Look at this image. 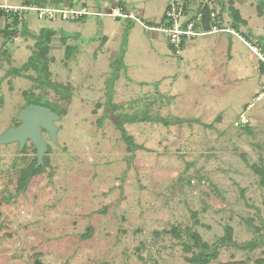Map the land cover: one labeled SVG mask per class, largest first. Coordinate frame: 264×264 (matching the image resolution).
Returning <instances> with one entry per match:
<instances>
[{
	"label": "rangeland",
	"instance_id": "1",
	"mask_svg": "<svg viewBox=\"0 0 264 264\" xmlns=\"http://www.w3.org/2000/svg\"><path fill=\"white\" fill-rule=\"evenodd\" d=\"M23 1L0 0L2 29L14 20L3 5ZM98 1L110 11L122 2ZM124 1L146 23L160 20L171 2ZM182 1L193 9L207 2L221 11L217 0ZM86 2L79 4L101 9ZM232 2L246 21L240 34L252 43L264 41V3ZM223 17L232 26L227 10ZM85 20L27 16L32 33L68 24L77 34L64 43L58 32L49 53L50 79L69 86L71 98L46 88L47 100L66 112L55 120L57 140L43 132L53 176L36 175L11 200L18 166L35 155L31 141L26 153L18 151V141L0 144V264H190L191 252L184 249V242L192 241L189 229L209 244L225 234L226 224L233 226L237 242L264 234V183L252 167L264 168V76L250 46L238 35L210 34L189 40L178 55L161 33H149L139 22L133 21L125 40L130 20ZM22 25H12L17 32L11 36L0 31V135L18 119L25 93L41 92L35 70L13 72L36 44ZM122 44L123 64L114 62ZM67 45L77 46L71 59ZM53 104L48 106L55 109ZM112 104L114 115L135 117L125 127L142 147L131 161ZM88 225L94 234L83 240ZM260 256L264 244L246 250L222 246L210 264L252 263Z\"/></svg>",
	"mask_w": 264,
	"mask_h": 264
},
{
	"label": "trees",
	"instance_id": "2",
	"mask_svg": "<svg viewBox=\"0 0 264 264\" xmlns=\"http://www.w3.org/2000/svg\"><path fill=\"white\" fill-rule=\"evenodd\" d=\"M261 3H264V0H259ZM24 3H30V4H36L38 6H61L64 3H71L74 5L79 4L80 0H24ZM217 3L221 4V11L216 12V8L213 7L211 8L210 5L207 2H202L200 4V11L203 12L204 14V26L205 28H209L211 25L219 23L220 26L225 25L224 17H223V12L228 11L229 14L232 17V26L239 30L241 25H245L246 21L242 19L241 12L238 8L234 7L232 5V0H230V5L228 6L225 5L224 1L222 0H217ZM120 5L126 7L125 2H119ZM102 8V7H101ZM216 12L215 17L212 16V12ZM5 11L3 9L0 10V17L4 16ZM85 20V19H84ZM80 20V21H84ZM130 19H128L129 21ZM26 22V21H25ZM24 22L23 25V31L27 33H31L35 38H36V44H35V49L32 53V55L29 57V59L21 66V67H16L13 69V72L16 74H22L23 71H28V70H35L36 73L38 74L37 80L38 84L37 86L40 87L41 92L36 95L33 90H30L29 92H26L25 95L27 97V103L23 107L26 108L28 105L31 104H36V105H41L50 108L48 105H52L53 103H50L47 98L45 97V90L47 87H52L60 96L66 100H69L71 98V92H70V87L65 86L60 83H55L52 82L50 79V74H49V53L51 51L52 47V42L53 38L55 35L58 34V32L62 33V40L64 43H66L67 39L69 38V34H67L64 30L62 29H56L53 27H43L38 34L30 32L29 28L27 27L26 23ZM131 25H128L125 30V40H127L128 35L130 33V30L132 29L133 25V20H130ZM15 23H18V18L15 16L13 23H7L6 26L2 29L0 25V31L3 32V34L7 36H11L12 34L17 32V29L14 28V30L11 29V26L14 25ZM248 37V36H247ZM249 38V37H248ZM258 45L263 47L264 49V41L263 40H257L256 41ZM231 43L229 45L228 51H231ZM77 46H70L67 45V59H71L73 57L74 52L76 51ZM126 49H124L123 44L121 45V51L118 53L117 57L115 58L114 62L116 63H122L123 64V58L125 56ZM259 68L261 71L264 72V63L262 61H259ZM111 100V99H110ZM46 103H42V102ZM54 108L56 109H51L52 111L56 112L60 118L66 113L65 109L59 108L56 105H54ZM112 115L114 116V122L116 123L117 127L121 130L122 135L124 139L128 143V149L131 152V155L129 157L130 161L135 157V152L138 147H142L141 145H137L134 140L133 136H131L126 127L125 123L127 121H133L135 117H130L129 115L126 114L125 117H119L117 114L114 115V111L117 106L112 104ZM125 114V113H124ZM108 115V114H106ZM122 115V114H121ZM143 117H149L147 116H142L139 118H136L137 120H142ZM104 117L101 119V123H103ZM135 121V120H134ZM20 124H22V121L19 120V118L15 121V124L13 126L17 127ZM31 140H28L23 147L19 148L20 153H26L29 149L28 142ZM31 146L32 150L34 152V157L31 161L26 162L25 165L23 166H18L17 168V186H16V192L15 194H10L8 197V200L12 199L15 197V195H18L21 192H25L31 183L33 177L36 175H40L43 172H48V175L50 178L53 176L52 172V166H51V160L49 157V152H50V146L48 145V150L44 154L43 160L39 161L38 157V151L34 143L31 141ZM254 170L261 175L262 183H264V168L263 167H258L257 165H252ZM104 211L99 210L97 212H102ZM194 216L197 215L196 212H193ZM0 216H1V211H0ZM225 234L216 242L209 244L208 242L204 241L199 232L195 230L189 229L190 236L192 238V241H185L184 242V249L187 252H191L190 256H186V260L190 264H210L213 260L217 259L220 255V248L222 246H234L238 249H254L259 245L264 244V234H262L259 238H253L250 241H245V242H237L234 239V228L231 224H226L225 225ZM173 232L176 235H180L178 233L177 228L173 229ZM94 234V227L93 225H88L83 233L80 234L81 239L83 240H88L91 238ZM245 264H264V257L260 256L255 259L254 262L252 263H247Z\"/></svg>",
	"mask_w": 264,
	"mask_h": 264
},
{
	"label": "built area",
	"instance_id": "3",
	"mask_svg": "<svg viewBox=\"0 0 264 264\" xmlns=\"http://www.w3.org/2000/svg\"><path fill=\"white\" fill-rule=\"evenodd\" d=\"M7 12H10L13 17L18 18V23L27 21L28 14L36 13L37 18L43 21H71L77 22L84 20L89 16H96L100 19H124L133 20L143 24L149 33H161L169 43L172 50L180 55L184 50L186 43L189 40L196 39L199 36L210 34H232L241 37L248 44L253 52V56L264 63V49L255 42H250L240 34V31L233 26H220L219 23L211 25L209 28L204 26V14L198 8H192L188 1L171 0L165 13L160 20H152L147 23L143 21L142 13L135 9H129L120 4H116L111 8V11L104 8H90L86 4H71L64 3L61 6H38L36 4L22 3L20 5H3ZM216 12H212L215 17ZM22 25V26H23ZM247 120L236 122L238 126L247 123Z\"/></svg>",
	"mask_w": 264,
	"mask_h": 264
},
{
	"label": "water",
	"instance_id": "4",
	"mask_svg": "<svg viewBox=\"0 0 264 264\" xmlns=\"http://www.w3.org/2000/svg\"><path fill=\"white\" fill-rule=\"evenodd\" d=\"M18 118L22 124L17 127L12 126L1 134L0 144L18 141L23 147L28 140H31L37 148L39 161H42L48 150L43 130L48 131L50 136L57 140L58 128L55 125V120L60 116L48 107L31 104L21 110Z\"/></svg>",
	"mask_w": 264,
	"mask_h": 264
},
{
	"label": "crops",
	"instance_id": "5",
	"mask_svg": "<svg viewBox=\"0 0 264 264\" xmlns=\"http://www.w3.org/2000/svg\"><path fill=\"white\" fill-rule=\"evenodd\" d=\"M81 1H82V2H86V1H87V2H92V3H93L94 5H96V6L99 4V5H101V7H102L101 2L98 1V0H86V1H85V0H84V1L81 0ZM113 1H116V0H112V2H113ZM118 1H119V0H118ZM122 1L125 2L126 5L128 6V3H127L126 1H124V0H122ZM87 2H86V3H87ZM105 2H106V0H105ZM107 3H108V2H107ZM153 20H157V19L154 18ZM84 21H86V20H84ZM66 22H67V21H64V23H66ZM79 22H80V21H79ZM69 28H70V26H69L68 24H66V25L64 24V25L62 26V30H64L67 34H69V36H76L77 34H75V32H72V31H74V30H70ZM113 33H114V31H112L111 35H113ZM78 36H79V35H78ZM106 37H108L107 40L105 41V42L107 43V42L109 41L110 38H109V36H108L106 33H104L103 36H102V38H103V39H106ZM106 43H105V44H106ZM167 43H168V42H167ZM230 43L232 44V45H231V50H232V47H233L232 36H229V35H228V46H227L228 49H229V45H230ZM117 55H118V54H117ZM253 57H254V56H253ZM230 60H231V59H230ZM257 69H258V66H257ZM258 71L260 72V68L258 69ZM260 74H262V76H264V72H263V71H262Z\"/></svg>",
	"mask_w": 264,
	"mask_h": 264
},
{
	"label": "flooded vegetation",
	"instance_id": "6",
	"mask_svg": "<svg viewBox=\"0 0 264 264\" xmlns=\"http://www.w3.org/2000/svg\"><path fill=\"white\" fill-rule=\"evenodd\" d=\"M46 131V130H43V132Z\"/></svg>",
	"mask_w": 264,
	"mask_h": 264
}]
</instances>
